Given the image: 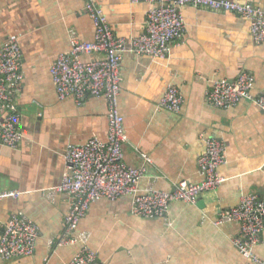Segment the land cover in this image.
Wrapping results in <instances>:
<instances>
[{"label": "crops", "instance_id": "1", "mask_svg": "<svg viewBox=\"0 0 264 264\" xmlns=\"http://www.w3.org/2000/svg\"><path fill=\"white\" fill-rule=\"evenodd\" d=\"M238 1L264 10V0ZM97 4L117 37L145 34L149 3ZM84 9V0H0V45L15 37L23 51L24 78L14 101L25 137L17 149L0 145V191L22 194L0 203V234L19 213L40 229L33 256L0 259V264H70L81 248L59 246L71 199L64 193L49 195L66 173L69 145L106 141L107 105L103 98L87 97L81 105L73 97L59 99L49 69L74 40L94 39ZM182 13L184 39L166 59L123 55L119 110L129 137L124 158L133 168L146 166L143 155L152 160L140 191L171 192L181 182L203 181L198 160L205 139L217 138L226 150L227 164L220 168L225 182L203 193L195 205L172 203L162 219L134 215L132 197L91 204L77 235H88L102 264H252L234 244L239 226L217 222L244 194L255 193L264 202V113L248 101L230 109L212 107L206 93L217 80L234 81L241 73L254 77L255 96L264 91V43H255L249 22L236 14L191 6ZM171 84L183 96L178 114L158 106ZM256 251L264 260V231Z\"/></svg>", "mask_w": 264, "mask_h": 264}, {"label": "built area", "instance_id": "2", "mask_svg": "<svg viewBox=\"0 0 264 264\" xmlns=\"http://www.w3.org/2000/svg\"><path fill=\"white\" fill-rule=\"evenodd\" d=\"M85 12L91 19L95 34L90 42L74 40L72 48L58 55L49 72L59 99L73 97L79 105L87 98H103L107 105L108 135L106 141L93 138L83 145H69L65 152L66 173L59 186L51 191L70 196L71 208L65 217V228L59 246L81 244L80 251L70 264H102L98 253L88 244V235L78 234L80 222L91 204L99 200L117 201L132 197L134 215L162 219L172 203L195 205L206 192L217 191L225 182L220 168L227 164L223 142L205 139V151L198 160L203 181L199 184L181 182L171 192L154 189L140 191V180L147 174L151 158L143 155L146 166L133 168L124 158L123 148L129 141L125 119L119 110L122 75L121 64L125 53L166 59L172 47L181 45L185 36L184 6L213 12L233 13L249 22L250 33L257 44L264 43V10L238 0H130L147 2L152 7L147 15L144 35L137 39L117 37L97 0H84ZM87 57L86 60L83 58ZM23 51L19 40L10 37L0 45V145L17 149L25 137L20 130L21 117L14 101L23 81ZM255 79L241 73L234 81L217 80L206 93L212 107L230 109L241 101H248L264 113V91L253 94ZM159 108L178 114L183 96L171 84L158 103ZM20 191H0V203L17 200ZM236 223L239 234L234 240L239 253L252 264H264L257 247L264 231V202L255 193L244 194L239 205L224 211L218 225ZM40 229L23 215L16 214L2 227L0 259L30 257L36 251Z\"/></svg>", "mask_w": 264, "mask_h": 264}]
</instances>
